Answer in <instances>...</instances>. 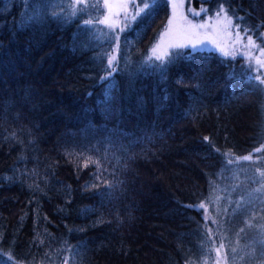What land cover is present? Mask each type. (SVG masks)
Wrapping results in <instances>:
<instances>
[{"label":"trees","instance_id":"16d2710c","mask_svg":"<svg viewBox=\"0 0 264 264\" xmlns=\"http://www.w3.org/2000/svg\"><path fill=\"white\" fill-rule=\"evenodd\" d=\"M218 3L186 0L184 13ZM228 3L264 41V0ZM50 4L0 0V264H216L221 242L222 264H264V200L222 157L264 144L252 61L187 47L171 50L163 79L142 69L170 17L158 0L121 33L118 71L102 82L114 36L97 24L92 39ZM203 201L216 210L211 239L193 207Z\"/></svg>","mask_w":264,"mask_h":264},{"label":"snow or ice","instance_id":"6c2138e0","mask_svg":"<svg viewBox=\"0 0 264 264\" xmlns=\"http://www.w3.org/2000/svg\"><path fill=\"white\" fill-rule=\"evenodd\" d=\"M168 3L172 7V16L168 19L167 26L160 33V40L158 43L154 44L150 49V54L147 55L141 65L142 69H150L154 72L159 73L161 78L166 77L167 66L172 63L175 59V54L169 49L185 48L191 47L193 51H200L201 45L205 42H210L213 44L215 49L219 51L224 57L235 58L237 52L243 47L247 49L246 52L241 53L246 56L249 60H255L256 64L264 68V41L260 43L257 42L259 37H254L252 32L253 29L249 26L243 25V17L234 15V9L228 3V0H219L218 7L215 10L214 15H209V20L203 23H193L187 18V16L180 13L178 15L177 9L183 8V0L177 3L176 0H168ZM158 0H102V5L99 0L96 3L91 2V0H64V6L62 11L64 15L52 11L50 14L57 19L70 20L74 18H80L83 20V25L86 26L91 32L92 39H98L95 35V26L97 24L102 25L104 28L108 29V32L102 33V35L111 39L112 37L108 33H114L117 28L121 32L125 31L126 28L131 27V22L136 21L138 18L147 17L151 15L154 8L157 6ZM131 5V7H130ZM105 9L104 12L99 13V15H93L92 10H98L100 7ZM195 16H200L201 13H209L208 9L201 8L199 11H193L189 9ZM85 16L87 18H85ZM41 18V11L39 8L33 10V15L28 17V22H36ZM211 29V33L207 30ZM201 30H204L203 33ZM203 35V39H201ZM168 38L167 40L165 38ZM176 37H182L183 41L176 39ZM226 38V39H225ZM246 39V43L244 42ZM116 48L113 49V53L119 50L120 36H115ZM252 49L259 51V56L252 55ZM117 55L109 53L107 54V69L104 76L100 77V80L108 81L114 72L117 71L116 63ZM155 62V63H154ZM255 79L260 85H264V78L256 76ZM116 85L114 83H108L104 91V103H109L114 97L112 95L115 90ZM167 99V97H165ZM208 140V137H205ZM256 152L264 151V144L255 149ZM227 156H232L231 152L225 153ZM240 160L251 161L253 160L252 154L245 155L237 158V162ZM95 163L99 169V161H91ZM228 164H232L233 160L229 159ZM85 167L88 166V162L85 163ZM259 180H254V182L259 183L260 187L254 189L257 193H264V170L257 169ZM99 179V177H97ZM93 188L97 187L92 185ZM105 187H111V185L105 183ZM108 197L112 196L111 192L106 194ZM217 200L220 197H216ZM200 209H204L205 220L210 219L207 215L208 208L205 202H201L198 206ZM227 211V209H225ZM216 223V221H213ZM247 223V222H246ZM249 227L252 225L249 223ZM240 232H244V228L240 229ZM212 231L208 229L207 239H211ZM215 244V241H213ZM261 245H264V231L260 233L259 241ZM226 247V245L221 242L219 247L216 248L217 262L216 264H221V251ZM204 248V245H201ZM211 251V248L208 249ZM233 252L236 251L235 248L231 249ZM262 254H264V248H262ZM9 260H13L11 254L8 255ZM226 259V257L224 258ZM64 264H68L67 259Z\"/></svg>","mask_w":264,"mask_h":264},{"label":"rangeland","instance_id":"374dc122","mask_svg":"<svg viewBox=\"0 0 264 264\" xmlns=\"http://www.w3.org/2000/svg\"><path fill=\"white\" fill-rule=\"evenodd\" d=\"M46 1L48 3H51L50 5H64V0H46ZM73 2H74V0H73ZM91 2L96 3L97 0H91ZM99 2L102 5V0H99ZM176 2L177 3H180V0H176ZM185 3H186V0H183V8L182 9H177L178 15L180 13H182L183 15L187 16V18L189 20H191L193 23H197V24L198 23H203V22L209 20V15L204 14V13H201L200 16L193 15L192 12H189V10L187 11V13H184V5H185ZM130 7H131V5H130ZM169 7H170V17H171L172 16V11H173L172 10V7H171V4H169ZM201 8L202 7H200L199 10ZM104 11H105V9L101 6L99 8L98 12L96 14H94V15H99V13H102ZM203 14H204V17H202ZM212 15H214V13ZM100 26H101V29H98L100 31V34L108 32V29L104 28L102 25H100ZM203 31L204 30H201L202 33H203ZM207 31L209 33H211V29H208ZM121 33L122 32L119 30V28H117L114 33H111V37L113 38V36H114V38H115L116 35H119L120 36ZM203 38H204L203 35H201V39H203ZM165 39L167 40L168 38L166 37ZM176 39L183 41V38L182 37H176ZM159 40H160V35L158 36V39H157L156 43H158ZM244 42L246 43V39H245ZM116 46H117V44L115 43L113 49H115ZM201 47H208L212 51L219 52V51H217L215 49V47L213 46V44L210 43V42H205L204 44L201 45ZM185 48H187V47H185ZM171 50H175V49H169V51H171ZM246 51H247V49H244L243 47H241L240 50H239V52H237V54H236L235 57H241L242 56L243 57V61L244 62H248V63H250L249 61H252L253 66H254V75H255V77L256 76H260L261 78H264V68L259 67L256 64V62H255L254 59L253 60H249L246 56H244V55L241 54V53H244ZM251 51H252V55L253 56H257V57L259 56V51L258 50L252 49ZM112 54L117 55L116 52L115 53L112 52ZM262 59H264V58H262ZM115 66L117 68V63H116ZM106 71H110V69H107V67H106ZM117 71H118V68H117ZM116 72H114L112 74V76ZM105 74H106V72H105ZM249 154H252V157H253V160H251V161H243V160H240L239 162H237V158H239V157L238 156H234V155L227 156V155L223 154L222 157H223V161L226 163L227 167L231 170V173H232L233 176L243 178L244 180H247V181H249V183H251V193L250 194H252L253 196L255 195V197L258 200H264V193H257L256 191H254L255 188L260 187V184L259 183L257 184V186L254 187V179H257V180L260 179L259 176H258L257 168L260 167L261 165H264V151L256 152L254 150V151H252ZM229 159H232L233 160V163L232 164H228L227 163V161ZM260 170H263V169H260ZM203 202H205L206 207L208 208L207 215L210 217V219L205 220V212H204V209H200L198 207H195V208L198 209L200 211V213L202 214L203 220L206 223L208 229H211L212 233H214L217 230L216 223H213V221H216L215 220V215H214V211H216V210L214 209V206L212 204H209L208 203V201H203ZM218 247H219V245L216 244L215 247H214L215 253H216V248H218ZM223 252H224V249L221 251V257H220L221 264L224 261V257L222 256L223 255ZM216 256H217V254H216ZM217 259L218 258H216L215 262H217ZM13 264H16V263H13Z\"/></svg>","mask_w":264,"mask_h":264}]
</instances>
